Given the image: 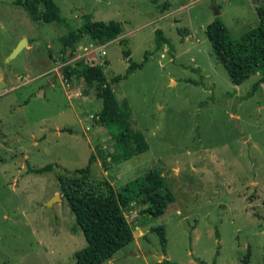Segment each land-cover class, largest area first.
Returning a JSON list of instances; mask_svg holds the SVG:
<instances>
[{"label": "rangeland", "instance_id": "374dc122", "mask_svg": "<svg viewBox=\"0 0 264 264\" xmlns=\"http://www.w3.org/2000/svg\"><path fill=\"white\" fill-rule=\"evenodd\" d=\"M54 1L65 23L33 20L14 0H0V264H77L86 240L59 177L80 176L73 170L91 154L88 190L108 181L119 191L154 169L173 196L158 217L134 199L125 209L134 239L102 264H243L247 254V264H264V84L252 92L258 74L234 84L205 33L219 18L238 38L258 24L255 6L264 0ZM86 18L123 25L106 54L93 56L144 135L123 153L113 150L117 129L93 123L101 98L56 68L64 62L59 38ZM156 28L168 39L160 47ZM89 42L82 38L69 61ZM123 50L141 65L115 81L129 64ZM160 224L165 252L153 230Z\"/></svg>", "mask_w": 264, "mask_h": 264}, {"label": "trees", "instance_id": "16d2710c", "mask_svg": "<svg viewBox=\"0 0 264 264\" xmlns=\"http://www.w3.org/2000/svg\"><path fill=\"white\" fill-rule=\"evenodd\" d=\"M14 2L25 7L33 20L65 23L60 8L54 0H14ZM255 11L258 24L250 27L238 38L230 36L228 28L219 18H215L205 26L212 51L225 67L234 84H240L248 77L259 75L251 87L252 92L260 84H264V4L255 6ZM122 33L123 25L120 21L105 22L86 18L78 29H71L59 38L65 46L62 60L66 63L61 68L62 77L70 82L74 80L82 82L95 97L101 98L102 106L93 118V123L97 127L107 128L111 133V127L117 129V132L113 133L115 138L113 150L117 153L127 151L131 145L144 138L143 132L130 124L131 111L128 103L126 101L120 103L117 100L104 73L102 61L94 62L86 57H80L68 62L70 56L66 55L67 51L73 49L84 37L91 44L102 45L118 38ZM120 42L124 43L125 40ZM155 42L157 47L168 42L159 28L155 29ZM122 53L129 64L125 74L114 77L115 81L126 77L141 65L131 60L130 50H123ZM100 156L106 165L109 155L100 153ZM93 160L94 154H91L85 167L73 170L80 176L69 181L62 179V176L59 177L63 196L86 240V245L75 252L77 264H102L133 241L134 236L125 209L138 196H141L143 202L147 204L144 211L152 217L162 215L173 200L161 174L154 169L128 182L119 191L108 181L104 182L101 191L88 190L85 184ZM50 169L51 165L47 164L32 170L40 173ZM153 230L158 234L162 250L165 252L164 226L157 225ZM158 263H169V261L163 259ZM247 263L248 254L243 260V264Z\"/></svg>", "mask_w": 264, "mask_h": 264}, {"label": "built area", "instance_id": "2783aa9c", "mask_svg": "<svg viewBox=\"0 0 264 264\" xmlns=\"http://www.w3.org/2000/svg\"><path fill=\"white\" fill-rule=\"evenodd\" d=\"M90 46L87 48V47H84L83 48V50H84V53L82 54V57H86V58H88V59H90V60H92L93 61V56H94V53L96 52V51H99V55H105L106 54V52H105V50L103 49V47L102 46H100V45H94V44H89ZM81 48V47H80ZM80 58V57H79ZM68 62H71V61H68ZM66 62H62V63H58L57 62V66H56V68L57 67H59L60 68V71L62 72V66L65 64ZM59 71V72H60ZM64 79V81L68 84V83H70V81H68L67 79H65V78H63ZM78 90V89H77ZM74 95H79L80 94V92L79 91H75L74 93H73ZM92 117V116H91ZM86 129H89V126H86L85 127Z\"/></svg>", "mask_w": 264, "mask_h": 264}, {"label": "water", "instance_id": "95a60500", "mask_svg": "<svg viewBox=\"0 0 264 264\" xmlns=\"http://www.w3.org/2000/svg\"><path fill=\"white\" fill-rule=\"evenodd\" d=\"M23 43V44H22ZM23 45H26V39L24 38V39H22V41H21V43H19L14 49H13V51L11 52V54L9 55V58H12V57H14L19 51H20V49L22 48V46ZM69 51L70 50H68L67 51V57H68V53H69ZM5 86V83L3 82V81H0V88H2V87H4ZM23 157H18L17 158V160H20V161H23ZM54 199L56 200V199H59V194L58 193H56L55 194V197L53 198V199H51L49 202H48V204H51L53 201H54ZM157 258H161L160 256H158Z\"/></svg>", "mask_w": 264, "mask_h": 264}, {"label": "crops", "instance_id": "0c3cea01", "mask_svg": "<svg viewBox=\"0 0 264 264\" xmlns=\"http://www.w3.org/2000/svg\"><path fill=\"white\" fill-rule=\"evenodd\" d=\"M113 41V40H112ZM109 42H111V41H109ZM109 42H107V43H105V44H102V45H100V46H102L103 47V49L105 48V46L109 43ZM90 44H91V42H90ZM92 44H94V43H92ZM96 45H98V44H96ZM3 78V76L2 75H0V81H3L4 82V79H2ZM14 87V86H13ZM59 130V129H58ZM89 141V140H88Z\"/></svg>", "mask_w": 264, "mask_h": 264}]
</instances>
